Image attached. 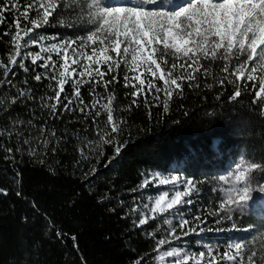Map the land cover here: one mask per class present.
Returning <instances> with one entry per match:
<instances>
[{
    "label": "snow or ice",
    "instance_id": "snow-or-ice-1",
    "mask_svg": "<svg viewBox=\"0 0 264 264\" xmlns=\"http://www.w3.org/2000/svg\"><path fill=\"white\" fill-rule=\"evenodd\" d=\"M13 12L16 15L3 33L10 39L6 62L0 59L4 75L0 88L16 87L12 78L17 75L15 69H19L35 82L49 81L47 88L52 90V95L41 96L39 101L47 109L50 119H61L65 113L74 115L79 112L86 120L91 119L98 125L99 118L105 114L104 127L98 125V142L89 141L93 147H112L113 156L108 158L105 167L113 163L128 145L127 140L122 141L128 121L115 119L112 107L116 100L114 86L120 83L122 64L133 73L123 76V86L131 89L125 95L132 97L126 111L139 108L142 103L151 119L152 108H162L167 114L174 97H184L185 85L193 92L201 88L211 91L218 85L223 91L217 92V101L226 95L228 101L237 103L251 92L247 107L249 110L257 109L258 114L264 117V75H254L258 69L264 73V0H28L23 4L19 0H0V25L6 23V14L12 15ZM48 26L65 28L74 35L61 38L57 33L46 37L37 31ZM46 40L51 42L45 45ZM37 45L40 46L39 51L28 50ZM52 53L57 54L58 61L53 60ZM214 62H223L220 69L223 75L219 78L212 73L211 63ZM233 64L234 67H230ZM100 65L104 66L103 69ZM37 68L42 71H36ZM141 68L147 74L144 78L135 74ZM177 71L181 74L174 77ZM201 73L204 77H212L213 82L201 83L197 75ZM157 79L163 81V87L157 86ZM249 81L252 82L251 88ZM70 82L71 96L65 92V85ZM23 84L25 87L17 88L16 95L10 100L0 101V108L5 112H10L17 104L27 108L30 102H36L34 90L27 87V78ZM84 84L88 85L91 98L87 103L81 94ZM98 88L103 92H98ZM203 99L206 100L207 96ZM183 114L188 115L186 111ZM10 123L14 127H35L32 119L24 121L16 117ZM39 131L44 137L41 143L45 151H59L57 145L62 142V137L57 136L56 130L49 134L42 126ZM128 134L131 135L130 132ZM12 135L20 137L28 154L38 155L33 147L35 138H24L23 132L9 133V137ZM23 151V147L5 149L0 146L5 163L10 160L13 166L16 154ZM259 151L264 152V146ZM102 155V152L97 153L98 157ZM80 156L81 159L76 161L77 167L90 159L83 149ZM97 172L95 167L84 172V181L88 182ZM259 174H264V156H261V162L246 161L238 165L229 177L219 176L212 180H196L176 174L162 177L155 173L150 178L146 177L140 188L150 184L168 185L169 191L155 198L154 203L135 204L121 219L135 214L133 229L150 226V221L158 219L169 226L163 238L155 241L159 264H164L166 257L172 258L173 264H264V247L257 248L253 242L255 238L253 241H231L222 254H214L210 245H202L205 250L198 254L171 246L182 237L206 231L264 232V183L258 181ZM217 182L228 185L223 189H211L214 193L224 192L218 207L207 215L197 214L191 220L186 219L181 209L194 206L196 198L202 195L203 186ZM169 192L173 193L171 198H168ZM0 195H7L6 188L0 187ZM148 199L152 201L153 198ZM120 207H126L123 201ZM110 211L115 213L116 209ZM235 213L248 216L253 222L246 228H239L234 220ZM208 215L215 218L216 225L227 221L231 227H206ZM49 228L57 239L64 237L65 234L54 224L50 223ZM148 235L155 238V233ZM71 239L75 241L76 237ZM165 245L168 246L166 251L163 250ZM73 247L78 249V243ZM145 260L147 256L140 257L134 264H144ZM80 264L86 262L81 261Z\"/></svg>",
    "mask_w": 264,
    "mask_h": 264
},
{
    "label": "trees",
    "instance_id": "trees-1",
    "mask_svg": "<svg viewBox=\"0 0 264 264\" xmlns=\"http://www.w3.org/2000/svg\"><path fill=\"white\" fill-rule=\"evenodd\" d=\"M19 2L23 4L28 0ZM14 15L15 12L6 14V23L0 25V59H5L9 51L10 38L3 33L8 30ZM39 30L46 37L57 33L61 38L74 35L62 27L48 26ZM51 55L53 60H59L57 54ZM222 66L223 62L211 63L213 76L219 78L223 75L220 71ZM100 67L103 69L104 66ZM15 71L17 75L12 78V83L16 87L0 88V101L14 97L17 88L25 87L23 80L26 78L29 81L27 87L34 90L37 100L30 102L27 108L17 104L10 112L0 108V146L5 149L24 148L23 152L16 154L15 166L10 160L5 163L4 153L0 152V187L7 190V195H0V264H80L81 261L86 264H134L143 256H147L144 264H154L155 241L163 238L167 226L156 220L150 221V226L133 229V214L128 219H121L130 212L131 203L139 193L147 171L175 169L179 174L196 180H211L240 159L261 162V156H264V152L259 151L264 146V117L258 114L257 109L249 110L247 107L251 92L239 102L232 103L226 95L219 101L215 99L217 92L223 91L218 85L211 91L201 88L195 92L185 85L184 97H174L167 114L162 108H152V118L149 119L148 109L142 103L139 108L126 111L132 97L125 95L131 89L123 86L126 69L122 64L120 83L114 86L116 100L112 107L115 119L128 121L122 137L128 145L113 163L105 167L108 158L113 156L112 147H93L89 141L98 142V125L104 127L106 115L102 114L98 125L91 119L86 120L79 112L74 115L65 113L61 119H50L47 109L39 101L41 96L52 95V90L47 88L49 81L38 83L30 75L26 77L21 70ZM36 71L42 69L37 68ZM197 75L201 83L213 82L212 77H204L202 73ZM3 79V69H0V80ZM251 84L249 81V88ZM72 91L70 82L65 85V92L71 96ZM97 91L103 92V89L98 88ZM230 91L231 86L228 87ZM88 92L89 87L84 84L81 94L86 103L91 99ZM204 96H207L206 100ZM140 99L142 101L143 97ZM185 111L187 116L183 114ZM16 117L24 121L32 119L35 127L12 126L10 121ZM42 126L49 134L55 129L57 136L62 137L56 153L45 151L41 143L44 137L39 131ZM17 132H23L24 138H35L33 147L38 155L28 154L19 136L9 137V133ZM81 149L90 159L77 167ZM98 152L103 155L98 157ZM92 167L98 172L85 182L83 173ZM257 179L264 183V174L257 175ZM209 185L203 186L202 195L190 207L191 215L209 213L204 209L213 197ZM18 192L21 195L18 196ZM121 201L125 208L120 207ZM199 203L203 206L201 212H198ZM111 209H116V212ZM211 220L212 216L208 215V221ZM252 222L249 219L239 228ZM50 223L65 234L62 239L56 238L49 228ZM148 233H155V238ZM213 235L227 237L226 233ZM73 236L75 241L71 239ZM74 243H78V249L73 247Z\"/></svg>",
    "mask_w": 264,
    "mask_h": 264
},
{
    "label": "rangeland",
    "instance_id": "rangeland-1",
    "mask_svg": "<svg viewBox=\"0 0 264 264\" xmlns=\"http://www.w3.org/2000/svg\"><path fill=\"white\" fill-rule=\"evenodd\" d=\"M41 35H45V33L43 31L37 30ZM51 41H44V44L47 45L49 44ZM23 43V42H22ZM32 47H34V49H32ZM30 49V51L32 52H36L40 50V46H32ZM89 53H90V48L88 49ZM55 54V53H54ZM69 55H71V53H69ZM251 66V65H250ZM126 73L132 75L133 73L129 72V69L126 68ZM135 74H140L142 75V78H144L145 75H147L146 73H144V69L141 68L137 73ZM181 73L179 71L174 73V77L175 76H179ZM254 75H256L257 77H259L260 75H264V73L260 72L259 69L257 70L256 73H254ZM151 78V77H149ZM156 84L157 86L163 87V81L160 80H156ZM244 162H246L245 159H240L235 165H233L232 167H230L226 172H223L221 174H219L217 176V178L219 176H225V177H229L231 176V174L234 172V170L236 169V167L238 165H242ZM155 173H160L162 177H168L171 174H176V175H181V176H186L184 174H179L177 171H175V169H172L168 172H154L152 170L147 171L144 175H143V180L148 177L150 178L153 174ZM187 177V176H186ZM213 179V178H212ZM211 179V180H212ZM143 182V181H142ZM263 183V182H262ZM211 187V189L213 187H218V188H225L228 187V185H224L223 182H217L216 184H211L209 185ZM169 187L168 185H160V186H153V185H149L144 189H139V193L137 194V196L135 197L134 201H132L131 205L132 207L139 203V204H144V203H154V199L158 198L159 195L163 194L165 191H169ZM182 190V189H181ZM173 193L169 192V197L171 198V195ZM224 196V192L223 190L218 191V192H213V197L211 198V200L206 203V206L204 209H207L209 212L215 210L218 207V202L221 198H223ZM149 197H152V201H149ZM196 204V203H195ZM198 206V212H201L200 210L202 209L203 206H201V204H197ZM143 211V209H142ZM182 212L185 213V218L191 220L193 216L195 215H191L192 213V209L185 207L183 209H181ZM199 214V213H198ZM135 216V214H133ZM197 215V214H196ZM214 217H212L211 221H208L206 227L209 228H214L216 226L217 227H223V228H230L231 225L229 222H224L221 225H216L214 223ZM250 218L248 216H241L239 213H235L234 214V220L235 223L237 224V226L239 227L240 224H242L243 222L249 220ZM251 220V219H250ZM158 221H160L158 219ZM175 224H178V221H174ZM166 225V224H165ZM167 228L169 227L168 225H166ZM242 228V227H241ZM246 228V227H243ZM230 231H222V232H218L220 234H224L226 233V238H220V236L216 237L213 234H216L217 231H212V232H204L203 234H192L186 237H182L181 240H179L178 242H173L172 243V247H178V248H184L186 251L190 252V253H196L198 254L201 251H204L205 249L202 247V245H210L213 246V251L214 254H222L224 251L227 250V245L229 242L234 241V240H246V241H253L254 239V243L256 245L257 248L259 247H264V240H262V237H264V232L261 233H248V232H244V231H238L239 233L236 234H230ZM177 234H179V231L177 232ZM248 237H250V239H248ZM163 250H168V246L165 245L163 246ZM159 256V252L156 250V254H155V258H154V264H159V261L157 259V257ZM164 264H173V259L172 258H165Z\"/></svg>",
    "mask_w": 264,
    "mask_h": 264
}]
</instances>
